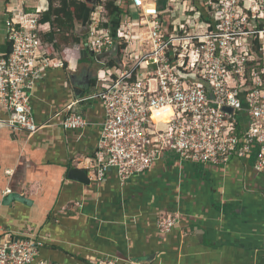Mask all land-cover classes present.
<instances>
[{"label": "built area", "instance_id": "built-area-1", "mask_svg": "<svg viewBox=\"0 0 264 264\" xmlns=\"http://www.w3.org/2000/svg\"><path fill=\"white\" fill-rule=\"evenodd\" d=\"M105 1L91 13L83 50H116L121 69L104 68L98 80L103 86L42 124L31 105L33 91L47 71L65 62L55 44L43 39L42 7L33 12L24 3L5 4L0 108L9 119L1 123L29 136L56 125L84 130L90 123L76 107L98 99L105 119L96 154L80 163L93 182L115 172L125 184L168 153L180 162L218 167L251 158L264 175V0H187L188 7L185 0H169V10L160 14L156 0H132L136 11L121 17L118 39L105 25ZM165 16L173 27L169 35ZM10 194L6 188L3 195ZM179 222L177 214L162 215L159 231L169 233ZM17 234L0 225V264H51L40 258L45 238ZM92 263L139 264L106 257Z\"/></svg>", "mask_w": 264, "mask_h": 264}, {"label": "crops", "instance_id": "crops-1", "mask_svg": "<svg viewBox=\"0 0 264 264\" xmlns=\"http://www.w3.org/2000/svg\"><path fill=\"white\" fill-rule=\"evenodd\" d=\"M3 1L13 8L24 3L33 12L42 7V17L51 1L54 8L60 6V0ZM189 4L185 0L184 7ZM135 11L130 0L123 15ZM103 16L118 39L121 20L111 22L105 9ZM75 22V29L86 24L85 19ZM42 25L43 39L55 44L60 54L73 47L60 35L48 40L51 24ZM89 28L90 22L83 27L85 35L75 31L82 42L79 58L47 71L35 87L31 105L37 123L97 91L103 86L98 80L104 68L115 73L121 69L118 51L93 55L83 50ZM76 110L88 119L86 129L56 125L29 136L1 123L9 113L0 108V225L4 230L45 238L40 258L51 264H93L95 257L139 264H264V175L255 170L253 159L236 158L218 167L180 162L176 154L168 153L125 184L115 172L93 182L80 163L96 154L105 108L97 99L77 105ZM75 170L87 171L89 183L72 179ZM6 188L12 194L4 196ZM167 214L179 215L180 222L171 232L161 233L158 220Z\"/></svg>", "mask_w": 264, "mask_h": 264}, {"label": "trees", "instance_id": "trees-1", "mask_svg": "<svg viewBox=\"0 0 264 264\" xmlns=\"http://www.w3.org/2000/svg\"><path fill=\"white\" fill-rule=\"evenodd\" d=\"M100 2L101 0H98V3ZM103 5L110 21L119 24L126 7L130 6V0L125 2L122 0H107ZM87 10L88 4L84 0H60L58 8H54L51 1L49 11L41 19L42 23L51 24L52 30L48 35V40L53 41L57 35H60L62 42L74 44L72 48L61 51L65 64L71 58H79L82 42L81 37L75 35V21L83 22L87 17ZM165 30L168 35L172 32L173 27L170 20H165ZM60 45L58 44L59 47Z\"/></svg>", "mask_w": 264, "mask_h": 264}, {"label": "water", "instance_id": "water-1", "mask_svg": "<svg viewBox=\"0 0 264 264\" xmlns=\"http://www.w3.org/2000/svg\"><path fill=\"white\" fill-rule=\"evenodd\" d=\"M86 3L88 4V10H87V17H86V24L83 27L88 28L89 27V22H90V16L91 13L93 11V9L96 7V5L98 4V0H85ZM156 5H157V13H164L166 11L169 10V0H156ZM81 26V28L78 26H76V33L79 35L82 34H86L87 32L82 31L84 30L83 27ZM117 56H118V52H117ZM117 61H118V57H117ZM119 62V61H118ZM71 178L77 181H80L82 183H89V177L87 174V171H82V170H75L71 172Z\"/></svg>", "mask_w": 264, "mask_h": 264}, {"label": "rangeland", "instance_id": "rangeland-1", "mask_svg": "<svg viewBox=\"0 0 264 264\" xmlns=\"http://www.w3.org/2000/svg\"><path fill=\"white\" fill-rule=\"evenodd\" d=\"M5 2L3 0H0V12H2L4 10L5 7ZM184 14V12L182 13V15Z\"/></svg>", "mask_w": 264, "mask_h": 264}]
</instances>
